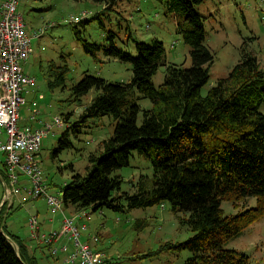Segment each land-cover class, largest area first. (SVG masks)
Returning <instances> with one entry per match:
<instances>
[{
	"label": "trees",
	"instance_id": "1",
	"mask_svg": "<svg viewBox=\"0 0 264 264\" xmlns=\"http://www.w3.org/2000/svg\"><path fill=\"white\" fill-rule=\"evenodd\" d=\"M94 1L104 3L107 10L118 0ZM164 1L169 11L184 16L189 24L180 31L191 47L192 64L168 65L160 86H155L151 78L165 56L162 41H135L137 55H133L114 39L103 47L81 35L87 23L100 19L102 11L70 22L75 38L87 53L96 57L102 51L108 58L129 62L133 74L130 82L123 83L85 72L71 86L76 102H81L92 89L97 94L82 109L78 120L72 122L71 113L63 114L67 131L77 135L82 131V123L107 114L115 118L116 125L112 136L103 141L102 155L93 156L95 164L90 173L75 174L62 187L65 205L121 211L157 204L164 207V203H169L193 232L184 241H167L162 245L163 250H188L190 255L182 264H261L252 263L246 252L227 244L264 216V113L260 111L264 102V70L255 55L245 54L228 77L218 80L203 95L201 90L209 81L214 61L213 52L205 44L203 16L194 8L204 0ZM67 68H55L48 81L51 89L65 86ZM134 87L143 98L151 100V108H141L128 98ZM208 137H223L225 143L210 144ZM60 143L56 154L71 146L66 134ZM133 151L151 160L153 177L141 179L134 193L115 196L113 192L120 191L123 182L115 170L129 165ZM0 172L5 179L4 167ZM246 197H256V205L236 214H224L223 200ZM181 212L186 214L185 218ZM136 221L142 227L148 224L145 219ZM7 235L18 244V250ZM17 238L0 222V264H37L36 257Z\"/></svg>",
	"mask_w": 264,
	"mask_h": 264
},
{
	"label": "rangeland",
	"instance_id": "2",
	"mask_svg": "<svg viewBox=\"0 0 264 264\" xmlns=\"http://www.w3.org/2000/svg\"><path fill=\"white\" fill-rule=\"evenodd\" d=\"M104 7V3L94 0H22L19 11L25 18L28 31H38L39 35L32 40L34 51L26 64V69L37 78V82L35 86L26 85L29 88L28 99L32 100L27 101L24 110L21 108L20 126L29 124L27 120L30 121V116L38 109L41 110L39 116L44 118L51 119L55 115L71 113V121L78 120L82 109L97 94L92 89L81 102L73 101L71 86L85 72L100 75L112 82L127 83L132 79L131 63L108 58L102 51L94 57L84 50L72 31L73 23H70V19L74 16L103 12L100 19H92L87 23L81 34L101 43L103 47H108L114 39L119 47L137 55L135 41H162L166 52L157 73L151 78L155 86L164 83L168 65L191 66V47L183 40L180 31V28H188L189 24L184 16L169 11L164 0H118L111 9L104 10ZM194 8L203 16L205 44L214 54L209 81L201 90L203 95L217 85L218 80L228 77L245 54L255 55L264 70V0H204ZM65 65L68 67L65 86L51 89L48 81L53 78L55 68ZM128 98L141 108L152 107L151 100L143 98L136 87L131 89ZM260 111L264 113V102ZM141 120L142 115L139 116V122ZM82 125V131L77 135L71 130L67 131L66 124L55 128L43 140L42 167L52 192L62 193V187L75 174L85 176L90 173L95 164L92 158L102 155L103 141L112 136L116 120L107 114L90 118ZM64 134L71 141V146L56 154ZM208 139L210 144L225 143L223 137ZM115 174L123 180L121 190L113 192L116 196L122 192L134 193L139 181L153 177L154 171L148 157L133 151L129 165L115 170ZM8 179L5 178L6 181ZM6 200L5 186L0 178V209L8 210L0 218L1 224L15 238L18 237L17 241L32 248L37 264H64L63 253L53 256L47 247L39 246L31 237L29 220L32 214H36V208L40 211L38 216L43 231L59 228L57 222L54 225L58 227H54L45 220L52 216L47 211V204L38 199L34 202L26 201L22 205L17 199L10 209L8 206L11 201ZM4 203L6 206L3 208ZM123 203L126 204L124 199ZM256 203V197L223 200L222 208L224 214L231 215L255 206ZM170 206L164 203V207L157 204L148 208H124L121 211L89 207L91 219H82L88 227L83 231L82 240L103 251L107 264H182L190 255L188 250H163L162 245L167 241H184L193 232L186 223L180 221ZM181 215L186 217L184 212ZM137 219H145L148 224L142 227ZM227 247L246 252L252 263L264 264V216L239 237L229 241Z\"/></svg>",
	"mask_w": 264,
	"mask_h": 264
},
{
	"label": "built area",
	"instance_id": "3",
	"mask_svg": "<svg viewBox=\"0 0 264 264\" xmlns=\"http://www.w3.org/2000/svg\"><path fill=\"white\" fill-rule=\"evenodd\" d=\"M20 2L3 0L0 5V168L4 167L9 179H3L1 172L0 178L5 186L6 202L11 201L10 208L17 199L22 205L27 200L44 199L52 216L61 215L60 227L43 231L38 214H32L29 227L37 244L47 247L53 256L63 253L64 264H106V254L82 240L88 227L79 220L91 219L90 212L84 209L76 215L68 214L63 194L52 192L46 183L41 157L43 140L55 128L67 124L64 116L55 115L38 127L30 123L20 126L21 108L27 104L26 85L36 83V77L25 72L23 63L33 52V37L39 35L38 31L28 32L19 11ZM90 14L74 16L70 22ZM39 115L40 110H36L30 119L38 121ZM21 195L23 199L19 198Z\"/></svg>",
	"mask_w": 264,
	"mask_h": 264
},
{
	"label": "crops",
	"instance_id": "4",
	"mask_svg": "<svg viewBox=\"0 0 264 264\" xmlns=\"http://www.w3.org/2000/svg\"><path fill=\"white\" fill-rule=\"evenodd\" d=\"M3 0H0V5H1V2H2ZM21 2H22V0H21ZM20 5H21V3H20ZM27 30H28V27H27ZM29 32V31H28ZM30 34H33V33H31V32H29ZM34 37H36V36H34ZM33 37V38H34ZM34 40V39H33ZM32 46H33V44H32ZM33 51H34V49H33ZM33 53V52H32ZM32 53H31V55H32ZM31 55L29 56V58L31 57ZM29 58L23 63V67H24V70H25V72L26 73H28V74H31L27 69H26V64H28L29 63ZM32 75V74H31ZM34 76V75H33ZM36 82H37V78H36ZM31 85H36V83H34V84H31ZM26 92H25V96H26V98H27V101H31L32 100V98H29L28 99V96H27V92H29V88L26 86ZM28 103V102H27ZM39 108V107H38ZM22 109H23V107H22ZM21 109V110H22ZM24 110V109H23ZM22 110V111H23ZM38 110H40V109H38ZM40 113H41V110H40ZM40 118H39V120L38 121H33V120H31L30 119V121H29V119L27 120V123H30V124H32V125H34L35 127H38V126H40V125H42V121H48V120H50L49 118H44L45 116H39ZM21 199H23V197L21 198ZM39 199H41V200H43L44 202H45V205H46V201L44 200V199H42V198H39ZM36 200H38V199H36ZM27 201H35V200H27ZM19 206H21V205H19ZM47 208V207H46ZM85 208H80V207H78V206H76V205H73V204H70V205H66V212L68 213V214H73V215H76L77 213H79L81 210H84ZM7 208L6 209H3L2 210V213H1V215L0 216H2V217H4V215H5V213H7ZM47 211H48V209H47ZM36 214H40V211H39V209L38 208H36ZM47 214V213H46ZM51 216V215H50ZM53 217V220H50V217L49 218H47V219H45L46 221H49L50 222V224H51V226H54V227H60V220H61V215L60 214H58V215H55V216H52ZM41 222V221H40ZM55 222H57V224H58V226L57 225H54V223ZM79 222H82V219H80L79 220ZM42 223V222H41ZM51 226H50V228H51ZM26 246V245H25ZM39 246H43V245H39ZM26 248H27V251H28V253L30 254V255H34V253L32 252V248H29L28 246H26ZM108 262V261H107ZM107 264V263H106Z\"/></svg>",
	"mask_w": 264,
	"mask_h": 264
},
{
	"label": "water",
	"instance_id": "5",
	"mask_svg": "<svg viewBox=\"0 0 264 264\" xmlns=\"http://www.w3.org/2000/svg\"><path fill=\"white\" fill-rule=\"evenodd\" d=\"M7 238L11 241L15 249L18 250L19 249L18 244L10 236L7 235Z\"/></svg>",
	"mask_w": 264,
	"mask_h": 264
},
{
	"label": "bare ground",
	"instance_id": "6",
	"mask_svg": "<svg viewBox=\"0 0 264 264\" xmlns=\"http://www.w3.org/2000/svg\"><path fill=\"white\" fill-rule=\"evenodd\" d=\"M21 3V2H20ZM19 6H20V4H19Z\"/></svg>",
	"mask_w": 264,
	"mask_h": 264
},
{
	"label": "clouds",
	"instance_id": "7",
	"mask_svg": "<svg viewBox=\"0 0 264 264\" xmlns=\"http://www.w3.org/2000/svg\"><path fill=\"white\" fill-rule=\"evenodd\" d=\"M65 207H66V205H65Z\"/></svg>",
	"mask_w": 264,
	"mask_h": 264
}]
</instances>
